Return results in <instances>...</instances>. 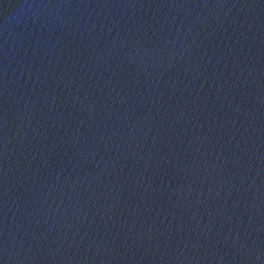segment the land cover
Wrapping results in <instances>:
<instances>
[{
    "label": "water",
    "instance_id": "1",
    "mask_svg": "<svg viewBox=\"0 0 264 264\" xmlns=\"http://www.w3.org/2000/svg\"><path fill=\"white\" fill-rule=\"evenodd\" d=\"M0 264H264V0H0Z\"/></svg>",
    "mask_w": 264,
    "mask_h": 264
}]
</instances>
